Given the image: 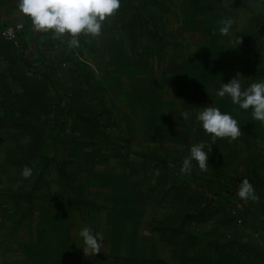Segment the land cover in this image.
<instances>
[{"label": "rangeland", "instance_id": "rangeland-1", "mask_svg": "<svg viewBox=\"0 0 264 264\" xmlns=\"http://www.w3.org/2000/svg\"><path fill=\"white\" fill-rule=\"evenodd\" d=\"M225 18L234 30L221 35ZM263 34L264 0H121L98 37L58 38L72 56L39 92L9 49L0 264H264V236L244 238V204L207 191L209 178H247L264 211V123L216 95L237 73L245 87L264 79ZM204 107L230 113L242 136L213 141L196 120ZM201 141L207 170L182 173ZM85 226L102 234L97 254L82 249Z\"/></svg>", "mask_w": 264, "mask_h": 264}, {"label": "clouds", "instance_id": "clouds-1", "mask_svg": "<svg viewBox=\"0 0 264 264\" xmlns=\"http://www.w3.org/2000/svg\"><path fill=\"white\" fill-rule=\"evenodd\" d=\"M120 6L121 0H18L20 11L30 18L35 31L49 33L57 38L70 36L69 47H79L81 35L98 37L104 21L113 16ZM222 25L218 30L221 35H228L234 30L231 18H225ZM216 95L230 97L231 103L240 109H251L253 120L264 123V79L245 87L237 73L229 82L220 85ZM196 120L213 141L227 138L231 142L242 136L237 119L228 112H222L219 107H204L197 113ZM205 148L203 141L192 144L188 155L183 158L180 171L190 172L193 161L201 171H206L212 148L208 151ZM32 175L33 169L25 165L21 176L28 179ZM237 196L243 201L258 199L253 184L247 178L240 181ZM79 236L83 240L82 249L86 254H97L101 250L102 234L94 233L85 226L79 231Z\"/></svg>", "mask_w": 264, "mask_h": 264}, {"label": "crops", "instance_id": "crops-1", "mask_svg": "<svg viewBox=\"0 0 264 264\" xmlns=\"http://www.w3.org/2000/svg\"><path fill=\"white\" fill-rule=\"evenodd\" d=\"M8 27H15L18 32V42L6 43L1 38ZM10 48L15 50L19 66L29 70L32 77L49 80L63 75L66 70L61 49L67 48L58 42L55 35L37 32L33 29L29 17L18 7V0H0V68L4 69L9 61ZM55 75V76H54ZM263 210L244 211V221L256 228L263 221ZM263 225V224H262Z\"/></svg>", "mask_w": 264, "mask_h": 264}, {"label": "trees", "instance_id": "trees-1", "mask_svg": "<svg viewBox=\"0 0 264 264\" xmlns=\"http://www.w3.org/2000/svg\"><path fill=\"white\" fill-rule=\"evenodd\" d=\"M245 1H247V0H244V2ZM130 25L133 27L132 20H131V22H129L128 26L130 27ZM257 35H259V34H257ZM263 36H264V34H263ZM67 48H62L61 49V54L65 58H67V57L71 58L72 54ZM4 49L9 50L10 48H4ZM201 75L203 76L205 74L202 73ZM201 80L202 79L199 78V82L196 83V85L198 87L201 86V83H202ZM47 81H49V80H47ZM47 81H46V83H47ZM27 82L31 83V85H36L35 88L32 87L30 90H34V91H37V92L40 91V88L37 86V84H39V82H40V80L38 78L30 77L29 79H27ZM51 83H55L54 85H56V82L52 81L49 84L51 85ZM33 127H35V129H38V127H36V126H33ZM62 176L67 177V174H66L65 171H62ZM237 189H238V187L233 188V187H231V186H229L227 184L220 185L217 182H214L212 178L208 179L207 191L209 193H213L215 199H216V197H220L224 202H228V203H231V204L234 203L235 206L241 205L240 202H242L244 204V211H249L250 213L254 209L262 210L263 206L261 204H259V202L257 200L256 201H251V200L243 201V200L239 199V197L237 196ZM262 220L263 221H261V225H257L256 228H253V227H251V224L244 222V226H243V228H244V238L245 237L246 238H249V237L251 238L253 236H264V215H263V219Z\"/></svg>", "mask_w": 264, "mask_h": 264}, {"label": "built area", "instance_id": "built-area-1", "mask_svg": "<svg viewBox=\"0 0 264 264\" xmlns=\"http://www.w3.org/2000/svg\"><path fill=\"white\" fill-rule=\"evenodd\" d=\"M1 38L13 43L18 42V32L15 27H8L1 35Z\"/></svg>", "mask_w": 264, "mask_h": 264}]
</instances>
